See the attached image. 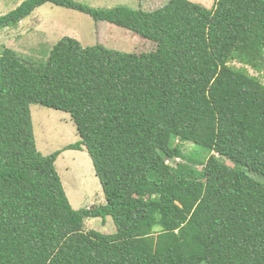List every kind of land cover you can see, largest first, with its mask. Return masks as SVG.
I'll use <instances>...</instances> for the list:
<instances>
[{
    "label": "trees",
    "instance_id": "1",
    "mask_svg": "<svg viewBox=\"0 0 264 264\" xmlns=\"http://www.w3.org/2000/svg\"><path fill=\"white\" fill-rule=\"evenodd\" d=\"M46 4L157 50L142 57L66 36L44 61L2 52L0 264H264V0H216L210 11L169 0L153 12L26 0L0 30ZM31 105L69 114L80 140L44 156ZM84 149L106 204L75 210L56 162ZM89 219L116 231L85 232Z\"/></svg>",
    "mask_w": 264,
    "mask_h": 264
},
{
    "label": "rangeland",
    "instance_id": "2",
    "mask_svg": "<svg viewBox=\"0 0 264 264\" xmlns=\"http://www.w3.org/2000/svg\"><path fill=\"white\" fill-rule=\"evenodd\" d=\"M26 0H0V17L15 10ZM93 8H113L128 6L132 9H142L146 12L158 10L169 0H74ZM202 5L207 11L215 6L216 0H189ZM72 37L80 41L83 47L104 45L108 49L119 52L132 53L146 57L156 52L157 45L128 32L125 29L113 26L106 22H96L92 17L46 4L37 9L35 13L24 20L18 27L0 30V57L5 49L16 51L24 59L44 61L50 50L63 37ZM6 69V78L10 79L11 61H3ZM230 66L241 69L239 63H230ZM253 76L258 73L248 69ZM259 79L264 84V75ZM10 84L3 88V97L8 98ZM31 116L34 127L35 140L38 150L48 156L66 146L75 144L80 140L77 128L71 116L62 111H56L31 105ZM194 146L188 145L184 154L194 153ZM198 154V153H196ZM202 157V153L200 154ZM219 159L229 167L234 165L223 158ZM179 161H183L179 159ZM202 165L196 166L197 170ZM56 169L61 178L65 193L73 209H94L106 204V198L101 184L96 177L92 160L87 151L64 152L56 162ZM216 179H213V181ZM218 183L227 185L228 180H218ZM85 232L97 231L102 234H114L116 229L113 221L108 220L103 225L101 219H89L84 224Z\"/></svg>",
    "mask_w": 264,
    "mask_h": 264
}]
</instances>
